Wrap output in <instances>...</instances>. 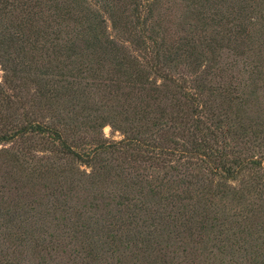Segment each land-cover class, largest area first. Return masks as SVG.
Here are the masks:
<instances>
[{
  "label": "trees",
  "instance_id": "16d2710c",
  "mask_svg": "<svg viewBox=\"0 0 264 264\" xmlns=\"http://www.w3.org/2000/svg\"><path fill=\"white\" fill-rule=\"evenodd\" d=\"M155 1L0 0L5 77L39 70L43 97L88 104L82 119L68 120L67 134L35 114L15 118L0 102V144L29 151L38 142L68 157L71 180L64 199L57 198L60 210H67V197L68 204L84 201L68 206L72 264H225L228 256L235 264L239 254L236 264H264V111L249 112L247 96L217 84L225 68L212 43L199 52L196 39L171 38L154 21ZM106 125L123 138L108 140ZM2 151L18 161L11 149ZM122 163L137 172L132 184L120 179L113 193L92 191L100 176L121 175ZM44 168L51 173L60 164L49 157ZM153 176L160 182L144 193ZM78 180L88 182L86 194L72 193ZM16 182V174L0 177L3 240L13 254L2 251L0 264L21 263V250L41 237L40 264L55 262L66 247L62 236L37 228H46L54 206L41 209V192ZM52 185L50 191L65 186ZM17 219L27 227L15 230Z\"/></svg>",
  "mask_w": 264,
  "mask_h": 264
},
{
  "label": "rangeland",
  "instance_id": "374dc122",
  "mask_svg": "<svg viewBox=\"0 0 264 264\" xmlns=\"http://www.w3.org/2000/svg\"><path fill=\"white\" fill-rule=\"evenodd\" d=\"M218 9L220 17H217L216 14ZM223 15L229 19H221ZM153 16L154 21L160 22V26L170 34L171 38L181 36L196 39V43L199 45V52L206 50L207 44L212 43L211 46L216 48V55L218 54L217 61L219 65L225 68L224 77L215 78L217 84L218 82L229 86L233 84L234 89L237 90L236 92L247 96L248 99L246 98L247 102L245 105L249 112L264 111V0H156ZM227 21L229 23L226 24ZM209 56L211 57L212 55ZM27 57L29 58L30 55L27 54ZM33 66L35 68L34 71H36L38 64H33ZM5 72L0 63V102L7 106L8 114L11 113L15 118L23 120L26 113L31 114V117H34L35 114L38 120L52 122L68 134V120L70 121V119L75 117L82 119L84 109L88 108V104L84 100L77 99V97L73 100H68L67 96L53 101L43 97L39 91V70L31 74L9 71L7 77H5ZM8 99L9 102H7ZM71 115L73 118H70ZM103 133L110 141L123 138V135L110 125L104 127ZM34 144L36 146L29 151H22L21 145L23 144H0V177L16 174V185L41 192V195H43L41 197V202L43 201L41 209L50 211L49 206L53 204L52 214H49L48 219H45L46 228L44 224L37 228L42 229L43 232L47 230L55 236H62L60 240L62 244H66L62 254L60 252L55 253L56 261H51L49 264H72L68 262L67 255L68 250L71 248H68V241L70 240L68 237V226L72 227L70 217L73 215V210L68 211V206L81 208L84 206V201L71 198L69 201L72 202L68 204L67 197L65 203L67 210H60L57 198L64 199L66 196L64 192L68 191V184L71 180L70 177L68 179V171L71 169L68 164V157L63 153H51V150H47L44 144L38 142ZM4 147L11 149L12 153L8 154L19 155V157H16L18 161L11 163L10 155L2 151ZM24 156L27 159H23ZM49 157L55 164H60V168L55 172L46 173L44 165L49 160ZM84 167L81 166L82 169ZM120 167L123 169V171L118 170V173H122L121 175H114L113 173L112 175L100 176L92 191H102L105 194L106 191L112 190L109 193H113L118 190L120 179L132 184L131 182L135 181L137 174L135 168L128 163H122ZM160 180V176L149 178L147 184L150 185L144 184L145 187L142 189L144 193H149V189L158 184ZM58 181L63 182L65 186L50 191L49 188L55 187L52 182ZM75 185H79L81 188L76 190V192L73 190L72 193H87V189H85V186L88 185L87 181L78 180ZM128 189L131 190V186L127 184L126 190ZM137 189L138 185L134 183L133 192ZM47 190L54 193L48 198L49 203L47 198L44 197ZM176 190L172 189L173 192ZM181 190L182 187L177 193L181 192ZM90 192L89 190L88 193ZM176 199L179 205V197ZM251 199L257 200L255 198ZM257 202L262 204L261 200ZM173 206L171 205L169 210L171 208L174 210ZM114 208L113 203L112 210ZM101 212H104V210H100L99 214ZM3 217L4 215L0 214L1 258H3L2 251L12 252L10 245H8L10 243H5L3 240L7 234L2 227L3 220H5ZM17 220L18 225L15 226V230H23V228L27 227L24 223L19 225L21 222L19 219ZM148 223H152V219ZM37 232L38 235H41L39 231ZM100 232L101 234L103 233V231ZM42 238L34 240L31 243V247L27 248L26 251L21 250V254L18 257H21L23 264H40L44 253L41 255L39 252L38 249L40 247L37 242L41 241ZM245 238L248 237L245 236ZM80 242L81 240L71 246L74 248L77 247V244L80 246ZM12 255L10 253V256ZM242 257L241 254L233 257V262L236 264V261L239 262ZM229 258L228 256L227 261L223 260V263L229 264Z\"/></svg>",
  "mask_w": 264,
  "mask_h": 264
}]
</instances>
